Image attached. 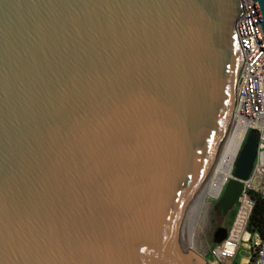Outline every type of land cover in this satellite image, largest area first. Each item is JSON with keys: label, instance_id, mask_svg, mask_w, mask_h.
I'll return each mask as SVG.
<instances>
[{"label": "water", "instance_id": "1", "mask_svg": "<svg viewBox=\"0 0 264 264\" xmlns=\"http://www.w3.org/2000/svg\"><path fill=\"white\" fill-rule=\"evenodd\" d=\"M242 13L240 0H0V264H208L185 236L231 119ZM255 145L250 131L220 215Z\"/></svg>", "mask_w": 264, "mask_h": 264}, {"label": "built area", "instance_id": "2", "mask_svg": "<svg viewBox=\"0 0 264 264\" xmlns=\"http://www.w3.org/2000/svg\"><path fill=\"white\" fill-rule=\"evenodd\" d=\"M240 4L243 13L235 20L234 28L244 63L235 86L231 117L242 127V132L233 151L231 169L250 131L255 133V155L247 177L241 180V190L235 201L236 211L226 240L230 239L234 228L239 230V237L233 241L234 249L231 256L228 259H221L216 254L217 249L222 248L223 242L226 241L224 240L215 246L212 251L213 259L207 262L211 263L214 260L217 264H231L237 248L236 243L241 238L248 249L244 264H264V236L261 237L258 232L247 229V220L254 203L253 194L264 198V39L253 1L240 0ZM228 140L229 135L226 134L219 143L217 153L225 148ZM229 148L231 149V145ZM227 177L228 180L233 178L231 171ZM224 180L218 194L228 181ZM242 215L245 219L243 225L238 227V218Z\"/></svg>", "mask_w": 264, "mask_h": 264}, {"label": "rangeland", "instance_id": "3", "mask_svg": "<svg viewBox=\"0 0 264 264\" xmlns=\"http://www.w3.org/2000/svg\"><path fill=\"white\" fill-rule=\"evenodd\" d=\"M219 152H221V151L219 150ZM217 155H216V157L214 155L212 156L208 167L205 169L206 173L204 174V177H203V180H202V185H201V188H200V191H199V195H198V198H197V201H196V206H195V209H194V213H195V210H196V207L198 205V202H199V199H200L201 195H202V197L205 196L204 197L205 204L201 208V216H200L199 221L197 223V227L196 228L194 227V222H193L192 228H191L192 231L190 233V234H192V232L194 231L193 232L194 233L193 234L194 242L192 244V248L198 254H200L203 258H205L206 261L213 259L212 251L215 248V246L218 243L226 240L228 235L230 234V230H231V227H232L234 214H235L236 206H237L236 203H234L232 211H231L229 216L221 218L219 220L217 218V221H215L216 219H215V217H213L214 220H212L211 214H212L213 211H214L213 214H215L214 204H215V201L217 200L218 195L220 193L218 195H216V196H212V195H209V194H206V193L204 194L203 191H202L203 190L202 186L205 183V179L209 176L208 175L209 174V170L211 171L215 167V164H216V161H217ZM213 159H214V161H213ZM207 164H208V162H207ZM209 168H211V169H209ZM231 173H232V169H231ZM226 180H228V177L224 181H226ZM194 213H193V215H194ZM219 224L223 227L224 232L222 233L220 242H216V241H214L215 239L213 238V231H214V228L217 225H219ZM234 240H237V239L233 238L232 234H231L230 239L226 240L225 242H223L222 248L217 249V253L216 254L218 255L219 258H221V259L230 258L231 253H232V251L234 249V244H233ZM236 244H237V248L235 250L234 256L231 259V264H238V263L241 264V258L245 257V260H246V257L248 255V249L246 247V244L242 241L241 238L238 239V242ZM210 264H217V263H215V261L213 260Z\"/></svg>", "mask_w": 264, "mask_h": 264}, {"label": "bare ground", "instance_id": "4", "mask_svg": "<svg viewBox=\"0 0 264 264\" xmlns=\"http://www.w3.org/2000/svg\"><path fill=\"white\" fill-rule=\"evenodd\" d=\"M241 132H242V127L238 124V122L236 120L232 119V117H231L230 122H229L228 127H227L226 132H225V135L226 134L229 135V140L227 141L225 148L223 147L222 150H220L221 152L217 153V151L219 149V145H218L217 148L215 149V151L213 152V154L211 155V158H212L213 155L216 157V155L218 154L215 167L213 168V170H211V171L209 170V174H208L209 176L205 179V183L202 186L203 187L202 191L204 194L206 193V194H209L212 196H216L219 192V189L223 183L224 178H226L230 174L231 166H232L231 161H232L233 151H234V148H235V146H236V144L240 138ZM230 145H231V149L229 148ZM211 158H210V161H211ZM210 161H208L206 168L208 167ZM213 161H214V159H213ZM209 169H211V168H209ZM205 173H206V170H203V173L201 175V179L199 180V183L197 186L196 194H195L192 206H191V211H190L189 219L187 222V231H186V236H185L186 248L188 250H190L192 253L197 254L199 256H200V254H198L192 248V244L194 242V236H193L194 231L192 232V234H190V233L192 231L191 228H192L193 222H194V227L195 228L197 227V223H198L199 218L201 216V208L205 204V200H204L205 196L202 197V195H201L199 202H198V205L196 207L195 213H194L196 201H197V198L199 195V191H200V188L202 185V180H203ZM193 213H194V215H193ZM244 219H245L244 215H242L240 218H238V227L243 225ZM232 237L235 239H237L239 237V230L238 229L234 228V230L232 232ZM190 260L192 261L193 264H197L196 261L194 260V258L190 259ZM244 262H245V257H242L241 258V264H244ZM208 264H210V263H208Z\"/></svg>", "mask_w": 264, "mask_h": 264}, {"label": "trees", "instance_id": "5", "mask_svg": "<svg viewBox=\"0 0 264 264\" xmlns=\"http://www.w3.org/2000/svg\"><path fill=\"white\" fill-rule=\"evenodd\" d=\"M254 203L251 208L248 220L247 229L249 231H256L258 234L264 236V198L254 195Z\"/></svg>", "mask_w": 264, "mask_h": 264}, {"label": "flooded vegetation", "instance_id": "6", "mask_svg": "<svg viewBox=\"0 0 264 264\" xmlns=\"http://www.w3.org/2000/svg\"><path fill=\"white\" fill-rule=\"evenodd\" d=\"M234 205V204H233ZM233 205L223 214V215H220L219 214V212H218V210L215 208V205H214V208H215V214H213V212H212V214H211V216H212V220H214V218L213 217H215V221H217V218H218V220L219 219H221V218H224V217H227V216H229L230 215V213H231V211H232V208H233ZM224 232V229H223V227L219 224V225H217L215 228H214V231H213V238L215 239V238H220L221 236H222V233ZM215 241V240H214Z\"/></svg>", "mask_w": 264, "mask_h": 264}]
</instances>
